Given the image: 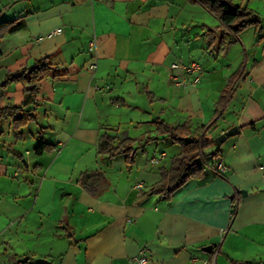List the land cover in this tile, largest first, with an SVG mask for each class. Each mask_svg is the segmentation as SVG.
<instances>
[{
  "label": "crops",
  "instance_id": "1",
  "mask_svg": "<svg viewBox=\"0 0 264 264\" xmlns=\"http://www.w3.org/2000/svg\"><path fill=\"white\" fill-rule=\"evenodd\" d=\"M218 1L259 22L236 30L200 0H0V108H16L0 119V264H264V0ZM41 58L24 104L28 85L3 81ZM158 120L238 133L166 196L149 189L181 147ZM126 139L130 163L103 150Z\"/></svg>",
  "mask_w": 264,
  "mask_h": 264
},
{
  "label": "trees",
  "instance_id": "2",
  "mask_svg": "<svg viewBox=\"0 0 264 264\" xmlns=\"http://www.w3.org/2000/svg\"><path fill=\"white\" fill-rule=\"evenodd\" d=\"M205 7L210 10L220 13L221 19L224 23L232 25L236 30L249 25L257 24L259 17L252 10L240 8L235 6L236 10L229 9L226 5L221 4L218 0L209 2L208 0H200ZM8 22H2L1 25ZM14 26L11 27V29ZM0 49V55H1ZM51 63L47 58H41L37 60L31 67L24 68L20 72L8 73L2 85H6L10 82H22L28 85L25 91L24 104L32 100L37 92L38 82L50 75ZM15 110V107H3L0 108V119L9 111ZM18 109V108H17ZM18 127L24 125V118L16 120ZM158 128L164 131L173 142L178 143L181 147V153L174 159L173 164L169 170H164L161 174L160 181L153 185L149 192L160 193L166 196H170L177 188L182 186L190 178H199L203 175V162L201 156L203 149L213 141H207L205 138L206 132L213 125H202L199 127V135L187 139L189 134L188 124H182L178 127H172L162 120L156 121ZM52 146L40 141L35 148V153L40 154L44 150H49ZM110 155L123 153L126 155V161L128 163L133 161V149L131 146V140L126 139L117 145L106 144L103 147Z\"/></svg>",
  "mask_w": 264,
  "mask_h": 264
},
{
  "label": "built area",
  "instance_id": "3",
  "mask_svg": "<svg viewBox=\"0 0 264 264\" xmlns=\"http://www.w3.org/2000/svg\"><path fill=\"white\" fill-rule=\"evenodd\" d=\"M60 28H56L54 31L50 32L49 34H47V36H51L55 33H58L60 32ZM89 51L91 52H94V49H95V42H94V39L91 40L89 42ZM97 68V64H96V61H93L90 65H89V69L91 72L95 71ZM171 69L174 70V71H180L181 72V77L178 78L177 77V74H174L172 75L173 79H176V82L181 84V85H186L188 84L189 82L193 85L197 84L199 82V75H200V66L195 63V62H192L190 64H183L181 62H174L171 64ZM190 77H192L191 81L189 80ZM224 170V165L222 164V162H218L216 164V172L217 174H221ZM140 186V185H138ZM144 250L142 249L141 250V254L138 255V256H135L134 257V260L136 262H139V263H144L146 262V258L143 254ZM216 253V251H215ZM3 264H24V261L22 259H19V260H14V261H10V262H6V263H3Z\"/></svg>",
  "mask_w": 264,
  "mask_h": 264
},
{
  "label": "water",
  "instance_id": "4",
  "mask_svg": "<svg viewBox=\"0 0 264 264\" xmlns=\"http://www.w3.org/2000/svg\"><path fill=\"white\" fill-rule=\"evenodd\" d=\"M225 4L227 5V7L229 9H231L233 11L236 10L235 6L227 4V3H225ZM236 133H238V128L236 126H232L229 129H227L225 132H223V133L219 134L218 136H216L214 138L213 142L215 144L219 145V144L223 143L226 140V138H228V137H230V136H232V135H234ZM204 249L208 251V250H210V247H207V248H204ZM36 262L38 264H48V262L46 260H44V259H36Z\"/></svg>",
  "mask_w": 264,
  "mask_h": 264
},
{
  "label": "rangeland",
  "instance_id": "5",
  "mask_svg": "<svg viewBox=\"0 0 264 264\" xmlns=\"http://www.w3.org/2000/svg\"><path fill=\"white\" fill-rule=\"evenodd\" d=\"M4 121V120H3ZM23 169H27L25 166H22Z\"/></svg>",
  "mask_w": 264,
  "mask_h": 264
}]
</instances>
